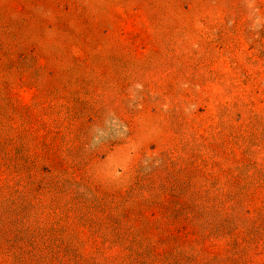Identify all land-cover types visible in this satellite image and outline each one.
Here are the masks:
<instances>
[{
  "label": "rangeland",
  "instance_id": "1",
  "mask_svg": "<svg viewBox=\"0 0 264 264\" xmlns=\"http://www.w3.org/2000/svg\"><path fill=\"white\" fill-rule=\"evenodd\" d=\"M0 264H264V0H0Z\"/></svg>",
  "mask_w": 264,
  "mask_h": 264
}]
</instances>
